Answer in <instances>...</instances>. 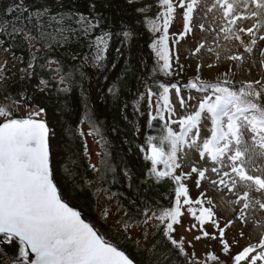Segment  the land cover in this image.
<instances>
[{"label":"snow or ice","instance_id":"snow-or-ice-1","mask_svg":"<svg viewBox=\"0 0 264 264\" xmlns=\"http://www.w3.org/2000/svg\"><path fill=\"white\" fill-rule=\"evenodd\" d=\"M55 2L59 5L62 0ZM127 3L137 5L140 4V0H127ZM202 4L205 13L203 19L210 21L207 29L204 23L198 24L202 32L211 29L214 40H218L223 33V39L239 41L245 52H252L253 46L257 43L256 32L264 28V0H210V2L209 0H156V7L162 11L157 12L155 19H150L146 15L152 8L151 4H141L135 7L134 11L144 17L153 32L161 30V26H158L156 21L163 18V35L151 45L159 60L163 61L162 66H159L160 73L172 74L167 48L168 30L174 18L181 14L177 12V8L182 11L183 31L173 40L174 44L183 40L187 34L193 33L197 26L194 22V14ZM89 9L88 16L70 13L59 17L53 16L52 19L58 24H63L65 20L72 21L79 26V30H82L85 36H88L100 27L104 19L96 12L94 0L89 3ZM3 11L21 22L24 19L31 21L33 17L32 9L25 0H13L4 7ZM25 13L29 15L25 17ZM34 15L39 21L40 17L49 15L48 7L37 8ZM245 21L250 23L246 24ZM22 30L13 27V33ZM77 30L69 25L68 28H58L55 31L64 36L67 31ZM0 31L6 32L7 29ZM121 33L122 43L130 44L135 35L131 26L121 22ZM241 33L250 37V42L242 39ZM112 35L110 30L101 29L100 34L90 42L89 46L95 47L92 57L95 65L99 66L104 58L102 53L107 50ZM49 37L55 39L54 34H41V38ZM25 38L29 42L34 39L28 33H25ZM64 39L67 37L64 36ZM259 39L264 41V34H261ZM46 47L50 48L51 44H47ZM205 47V43L200 42L193 55L201 52ZM217 47L220 45L217 44ZM4 50L6 53L10 52L9 48ZM207 50L214 51L211 47ZM224 51H229L228 45L224 46ZM220 55L219 52L215 53L217 61L220 60ZM261 55H264V51ZM13 59L19 58L13 57ZM35 59L36 57L33 56L27 67L19 69L22 73L21 81H31L37 75L33 64ZM73 59L77 57L73 56ZM88 59L86 56L84 62H88ZM226 59L239 61L242 57L228 55ZM7 64L8 61L5 59L4 64L0 65V85H7L12 79L8 75ZM48 64L57 65L52 70L59 76L57 84L65 85L57 88V92L68 93L71 78L79 69L74 67L66 74H61L62 67L59 61L49 59ZM261 64L264 65V60ZM205 66L213 68L215 65L207 61L198 63L195 74L184 85L188 89H194L200 94L198 96L189 95L185 99L179 81L159 85L163 90L160 99L163 100L164 112L167 116L157 104L156 115L153 116L149 112L148 125L151 128L152 121L157 117L164 120L165 134L159 137V144L155 143L157 137L146 135V147L144 145L140 147L145 161L151 164V167L146 169L141 184L151 187L152 184L161 185L170 180L174 185L173 203L170 207L159 210L147 204L141 210L136 199L132 198L129 204L135 207L133 212L131 207H125L117 201L116 214L122 213V215H117L115 226L108 231L101 230L96 223L84 217L82 211L72 204L71 193L77 187L107 183L109 173H112L114 183L115 167L106 158L101 159L99 168L92 164L85 143L84 155L89 157L88 167L94 173H98L96 180H89L86 176L80 175L76 170L77 160L73 159L71 153L60 168H57L52 145L56 133L47 119L48 112L45 107L33 104L35 93L28 96L27 90L23 87L15 95L7 88H0L4 100L7 101L0 106V246L5 244L18 246L16 254L9 258L8 264H138L122 245L131 241L138 250H142L143 242V247L155 255L159 241L152 243L151 247L147 246L149 226L156 229V232L151 233L153 236L157 232H162L171 248L184 258L185 264H209V262L264 264V235L258 243L247 245L240 243L244 236L242 230L239 238L229 239L227 235V230L233 228L236 221L247 223L245 212L252 204L249 199L250 191L254 189L258 193L264 192V166L257 163L258 159L264 158V104L259 102L264 95V81H248L241 89L234 91L228 87L232 83L227 78L231 67L211 81L202 78V69ZM179 68L182 70L183 65H179ZM156 71L157 69L154 68L153 73L155 74ZM80 75L83 77V73ZM12 76H15L14 72ZM257 85L259 88L256 87ZM35 88L44 93L50 88L49 81L41 77ZM170 89H175V96L179 101L178 108L170 106ZM117 90L115 84L108 89L109 94L114 97ZM146 94L149 101L155 94L151 87H147V82ZM192 100H196L195 105L189 104ZM21 107H36L38 111L30 112L26 116H17L16 113ZM189 108H192V111H188ZM68 110L69 106L65 104L59 108L58 114L63 117ZM41 116L44 118L40 119ZM84 123L89 125V135H100V129L93 120L87 104L80 119V124ZM172 125H177L179 131L174 130ZM66 131L71 135L73 129L68 128ZM75 131L80 136L84 135L79 128ZM137 132H139L138 128ZM185 145L194 148L199 156V159L192 162L190 171L184 170L182 158L178 155ZM101 146H104L102 141ZM107 156L108 153L105 152L104 157ZM200 161H204V164ZM208 162H211V168L205 166ZM250 164L251 168L248 167ZM158 165H162L163 168L159 169ZM209 172L214 175H207ZM123 174L131 179L127 167L124 168ZM186 181H190L199 190L196 198L190 195ZM202 181H207L217 191H226L237 196V199L227 201L229 204L241 206L235 219L225 218L223 224L221 223V218L215 211L217 205L210 196H207V189ZM241 183L245 189L242 195L238 191ZM100 191L107 193L108 189L102 187L96 189V192ZM116 195V193L106 195V199L110 200ZM164 198L168 199V196L165 195ZM254 202L259 205V210L264 211V199L256 198ZM113 214L109 207H104L100 218L107 222L109 216ZM185 214L191 217L193 221L191 224H185L181 219ZM255 214L254 210L252 215ZM176 226L192 233L191 239L183 235L177 239L174 235L177 231ZM136 229L141 231L137 233ZM198 243L212 249L219 245V251L226 259H221L215 250H210L206 252L205 259L200 260L195 251ZM189 248L192 249L191 252L188 251ZM161 255L162 260L157 261L156 264H166L169 260L167 255ZM171 264H179V262L173 259Z\"/></svg>","mask_w":264,"mask_h":264},{"label":"trees","instance_id":"trees-1","mask_svg":"<svg viewBox=\"0 0 264 264\" xmlns=\"http://www.w3.org/2000/svg\"><path fill=\"white\" fill-rule=\"evenodd\" d=\"M12 2L13 0H0V29H7L6 32L0 31V46L9 48L16 56H20L23 67H27L29 61L35 56L36 59L33 64L37 75L31 81H21L20 75L12 76L9 71L8 75L12 79L8 81L7 85H0V88H7L15 95L23 87L27 90L28 96L35 93L33 104H40L45 107L48 112L47 119L56 133L52 139V145L57 168H60L71 153L73 159L77 160L76 170L80 175L86 176L89 180H96L98 173H94L88 167L89 157L84 155V145L87 144L89 138H92L96 140L98 153H100L94 165L99 168L101 159L106 158L116 169L114 183L112 182V173H109L107 183H94L91 187H77L71 193L72 204L82 211L86 219L96 223L97 227L103 231H108L109 228L115 226L117 215H122V213L116 214L117 201L125 207H131L133 212H135V207L129 204V200L132 198L136 199L141 210L147 204L153 205L157 210L170 207L174 201V185L170 180L161 185L152 184L151 187L141 184L146 169L151 167V164L145 161L140 147L142 145L146 147V135L157 137L155 143L159 144V137L165 134L164 120L157 117L152 121L151 128L148 125L149 112L153 116L156 115L153 100H156L159 105L162 101L160 93L163 90L159 85H167L177 81H179L180 86L186 84V74L173 69L174 62L172 60L174 57L176 60V55L171 49L169 34L167 48L172 65V74L165 75L159 72V66H162L163 61L159 60L151 45L163 35V18L161 17L156 21L157 25L161 26V30L153 32L151 25L145 22L144 17L134 11L135 7L141 4H151L152 8L146 15L150 19H155L157 12L162 11L156 7V0H140V4L137 5H129L127 0H94L96 12L100 13L104 19L100 27L93 30L88 36H85L74 22L65 20L63 24H58L52 17L70 13L88 16L91 0H62L59 5L56 4L55 0H25L32 9L33 17L31 21L24 19L23 22L11 15H6L3 11L4 7ZM43 6L48 7L49 15L40 17L37 21L34 15L35 10ZM179 10L177 8V12ZM28 15V13L24 14L25 17ZM174 20L171 24L174 23ZM121 22L131 26L135 32L130 44L122 43ZM69 25L78 30L65 32L64 36L67 39L55 31L58 28H68ZM13 27L23 30L13 33ZM101 29L110 30L113 35L107 50L102 53L104 58L97 66L92 62L95 47L89 45L95 36L100 34ZM10 33L13 34L9 35ZM25 33L34 39L29 42L25 38ZM42 33L54 34L55 39L41 38ZM47 44H51V47H46ZM73 56H76L77 59L74 60ZM86 56L89 58L88 62H84ZM49 59L60 62L61 74H66L74 67L79 69L71 78L68 93L57 92V88L65 87V85L57 84L59 76L52 71L57 65H49ZM235 65L228 73L227 78L232 82L228 87L238 91L239 89L233 86L235 83ZM154 68L157 69L155 74L153 73ZM80 73H83V77ZM41 77L47 79L50 84V88L44 93L35 88ZM146 82L147 87H151L155 93L151 97V101L146 94ZM114 84L117 85L118 89L115 97L110 95L108 91ZM17 99H19L18 96ZM259 102L264 104V95L261 96ZM5 103L7 101L4 100L3 93L0 92V106ZM65 104L69 106V110L61 117L58 110ZM85 104H87V108L93 115V120L100 129V135H89L88 123L80 124V119L85 112ZM36 111H38L36 107H21L16 115L21 116V112ZM40 118L43 119L44 117L41 116ZM68 128L73 129L71 135L66 131ZM77 128L83 131V136L76 133ZM137 128L139 132H137ZM164 147L167 149V145ZM105 152L108 153L107 157H104ZM125 167L129 170L130 180L123 174ZM81 183H83L82 180ZM101 187L107 188L108 192H96V189ZM146 188L147 191H145ZM112 193L117 195L110 200L106 199V195L110 196ZM226 193V191L220 192L222 196ZM165 195L168 196V199L164 198ZM104 207H109L112 210L114 214L110 215L109 218L113 220L108 218L105 222L100 218L101 210ZM148 232V247L159 241L156 245L155 255L143 247V242L142 250H138L131 241L122 245L139 264H156L157 261L162 260L161 254L169 257L166 264H171L173 259L177 260L179 264H185L184 258L171 248L162 232H157L155 236L151 235V233L156 232L155 228ZM17 247L7 244L0 246V264H8L9 258L16 254Z\"/></svg>","mask_w":264,"mask_h":264},{"label":"rangeland","instance_id":"rangeland-1","mask_svg":"<svg viewBox=\"0 0 264 264\" xmlns=\"http://www.w3.org/2000/svg\"><path fill=\"white\" fill-rule=\"evenodd\" d=\"M210 2V0H209ZM178 13H181L180 15L176 16L174 23L170 24L169 26V37L171 42V49L173 50L174 54L176 55L174 59L171 60L174 62V70L180 73L186 74V81L191 78L195 74L196 65L198 63H204L205 61L213 63L215 66L213 68L203 67L202 69V78L205 80H211L214 81L216 76H219L220 73L227 72L229 67L232 68L234 64L235 65V83L233 86L237 89H240L244 83L248 81H254V80H262L264 81V65L261 64V61L264 60V55H261L262 51H264V41H261L259 39V36L261 34H264V28H261L259 32H256L255 39L257 40V43L255 46H253V50L251 53L245 52L242 45H240L239 41H228L223 39V33L220 34V38L218 40H214V33L211 29H208L207 31H201L198 27L199 23H204L206 29L208 28V24L210 23L209 20L203 19L205 13L203 9V4L201 7L198 8V11L194 14V22L196 23V27L194 28L193 33L187 34L183 40H180L179 43L174 44L173 40L179 35L180 32L183 31V17H182V11L179 10ZM211 14H209L210 16ZM244 23H250L248 21H245ZM235 31V29H233ZM255 31V29H254ZM242 39H244L246 42H250V37L246 36L245 34H240ZM200 42H204L206 47L201 50V52L196 53L193 55V52L195 48L198 46ZM217 44L220 45V47H217ZM229 46V51H224V46ZM233 45H236L233 47ZM208 47H211L214 49L213 52H209L207 49ZM219 52L220 60H216L215 53ZM228 55H240L242 57L239 61H230L226 59ZM178 58V62H177ZM1 65V64H0ZM179 65H183V69L181 70L179 68ZM239 65V66H237ZM185 84H183L182 87V94L187 99L189 95L192 96H198L200 95L197 93L194 89H188L184 87ZM259 88V85L256 86ZM170 98V106L178 108L179 101L175 96V90H171L169 93ZM154 106L156 109L157 102L156 100H153ZM189 104L195 105L196 100L189 101ZM160 107L161 111L164 112V104L163 100L160 101ZM183 111V110H181ZM188 111H192V108H189ZM30 112H21V116H26ZM164 115L167 116V113L164 112ZM40 118V117H39ZM172 119H176V117H172ZM173 129L176 131H179V128L177 125H172ZM210 127V122H209ZM87 145L89 148V153L91 156V161L93 164H96L97 158H98V146L96 144V140L89 138L87 141ZM178 155L182 158V165L184 167L185 171H190L191 164L194 160L199 159L198 152L194 148H188L186 145L184 146L182 152L178 153ZM201 164H204V161H200ZM257 163L259 165L264 166V158L258 159ZM206 167L211 168L212 164L211 162H208ZM249 168L252 167L250 164L248 166ZM256 174V173H253ZM207 175H214L211 172L207 173ZM234 175V174H233ZM239 179L238 177L236 178ZM185 183L188 184L190 189V195L193 198H196L199 195V190L195 188V186L190 182L186 181ZM202 184L207 189V196H210L214 203L217 205L215 211L218 215V217L221 218V223L223 224L224 219H235V216L239 212L240 205H234L229 204L227 201L235 200L237 199L236 195H233L232 193H226L224 196L220 194V191L215 190L210 184H208L207 181H202ZM244 185L243 183L240 184V187L238 189L239 194H243L244 191ZM260 198L264 199V192L258 193L254 189L250 191L249 199L252 201V204L250 206V209L246 210L245 215L247 217V223H241L240 221H236L235 226L229 230H227V235L229 239L232 237L239 238L240 231L242 230L244 233L243 238L240 240V243L243 245H247L248 243L256 244L258 243L259 239L262 235H264V211H258L257 207L259 205L255 204V199ZM255 210L256 214L252 215V212ZM110 220H113L112 218H109ZM181 219L184 221L185 224H191L193 221L191 217L187 214L183 215ZM153 223H159L158 221H153ZM177 231L174 234L177 239L180 238L181 235L185 236L187 239H191L192 233H188L184 230V228H180L178 226ZM153 227L149 226L148 231L152 230ZM141 230L136 229V232L139 233ZM215 250L217 255H220L221 259H226L220 253L219 251V245L215 246V249H212L211 247H205L203 244H197L196 246V253L197 257L200 260L205 259V254L207 251ZM189 252L192 251V249H188ZM209 264H212V262H209Z\"/></svg>","mask_w":264,"mask_h":264},{"label":"built area","instance_id":"built-area-1","mask_svg":"<svg viewBox=\"0 0 264 264\" xmlns=\"http://www.w3.org/2000/svg\"><path fill=\"white\" fill-rule=\"evenodd\" d=\"M6 47H1L0 46V64H4L5 59H7L8 64H7V68L9 69V71L13 74V72L15 73V75H22V73H20L19 69L21 67H23V63H21L22 59L20 56H16L12 51L10 52H5ZM13 57L19 58V59H13ZM13 65H15V67L13 68Z\"/></svg>","mask_w":264,"mask_h":264},{"label":"water","instance_id":"water-1","mask_svg":"<svg viewBox=\"0 0 264 264\" xmlns=\"http://www.w3.org/2000/svg\"><path fill=\"white\" fill-rule=\"evenodd\" d=\"M41 119V118H40ZM158 168L159 169H162L163 168V166L162 165H158ZM139 264V263H138Z\"/></svg>","mask_w":264,"mask_h":264},{"label":"bare ground","instance_id":"bare-ground-1","mask_svg":"<svg viewBox=\"0 0 264 264\" xmlns=\"http://www.w3.org/2000/svg\"><path fill=\"white\" fill-rule=\"evenodd\" d=\"M258 211H262V210H259V206L257 207Z\"/></svg>","mask_w":264,"mask_h":264}]
</instances>
